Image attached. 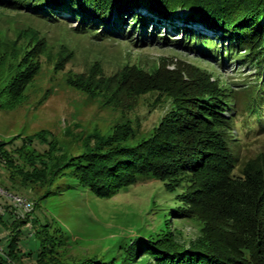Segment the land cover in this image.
Masks as SVG:
<instances>
[{"label":"trees","instance_id":"16d2710c","mask_svg":"<svg viewBox=\"0 0 264 264\" xmlns=\"http://www.w3.org/2000/svg\"><path fill=\"white\" fill-rule=\"evenodd\" d=\"M0 8L48 23L75 21L79 35L139 48L168 47L173 42L158 37L165 29L160 34H178L183 47L223 67L235 60L256 71L248 76L251 82L236 88L196 68L186 78L171 74L165 82L161 70L150 74L130 66L108 77L98 78L94 72L75 76L71 85L92 96L105 90L116 102L126 96L135 103L157 91L171 98L172 105L152 136L135 146L127 145L133 137L131 126L120 125L110 136L86 138L80 156L58 157L60 148L53 140L49 150L34 149L36 155L23 163L25 144L34 147L37 139L48 142V137L27 138L19 155L10 149L16 140L0 141V166L12 184L22 190L39 186L48 196L56 179L68 176L103 199L148 178L167 182L172 190L186 185L182 201L187 208L178 215L203 223V234L189 247L172 235L139 239L122 257L67 263L47 261V250L54 246L49 224L37 230L34 221L39 246L22 252L27 222L14 220L7 226L10 242L6 253L0 251V264H23L26 257L36 264H264V154L251 159L244 155L253 139L264 135V0H0ZM14 49L9 56L0 55L2 109L26 103L27 88L40 71L30 52L21 56ZM0 222L7 225L3 217Z\"/></svg>","mask_w":264,"mask_h":264},{"label":"rangeland","instance_id":"374dc122","mask_svg":"<svg viewBox=\"0 0 264 264\" xmlns=\"http://www.w3.org/2000/svg\"><path fill=\"white\" fill-rule=\"evenodd\" d=\"M76 26L71 20L48 23L36 15L0 8V55L9 56L14 48L21 56L30 52L40 66L27 88L26 103L13 109H2L0 103V141L16 140L10 146L12 153L19 155L27 138L41 134L49 139H37L34 147L25 142L23 163L36 155L34 149L40 153L49 150L53 140L60 148L58 157L80 156L85 152L86 138L94 134L110 136L120 125L131 126L133 137L127 145L135 146L152 136L172 105L171 98L157 91L140 96L135 103L126 96L121 103L116 102L105 90L92 96L71 85L69 81L75 76L94 72L98 78L108 77L130 66L150 74L161 70L165 82L172 79L171 74L180 73L186 78L196 68L208 71L213 81L236 88L251 82L248 76L256 72L251 65L235 60L223 67L220 61L183 47L185 41L178 34H160L165 29L159 31L158 37H168L173 42L168 47L139 48L114 39L100 41L92 34L79 35L74 30ZM237 126L241 130L240 120ZM253 140L254 146H247L244 151L248 159L264 154V135ZM185 189L183 185L172 190L167 182L148 178L111 199H103L71 177L60 176L45 196L46 189L39 186L24 190L15 187L9 173L0 166V218L7 224L0 222V251L7 252V226L14 220L27 222L20 245L25 253L38 248L35 232L40 226L51 225L54 246L47 250V261L72 263L94 256L110 261L122 257L139 239L158 240L171 235L189 247L202 236L204 225L178 215L187 208L182 201ZM13 197H21L28 206L21 207ZM34 221L37 230L32 225ZM23 260V264H36L34 258Z\"/></svg>","mask_w":264,"mask_h":264},{"label":"built area","instance_id":"2783aa9c","mask_svg":"<svg viewBox=\"0 0 264 264\" xmlns=\"http://www.w3.org/2000/svg\"><path fill=\"white\" fill-rule=\"evenodd\" d=\"M14 201L18 204V205H21L22 206H28L26 204V202L21 198V197H13Z\"/></svg>","mask_w":264,"mask_h":264}]
</instances>
